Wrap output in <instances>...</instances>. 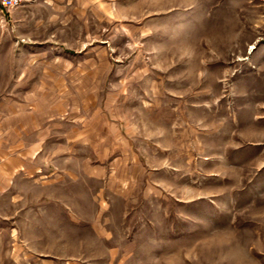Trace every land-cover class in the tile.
Returning <instances> with one entry per match:
<instances>
[{"label":"rangeland","instance_id":"1","mask_svg":"<svg viewBox=\"0 0 264 264\" xmlns=\"http://www.w3.org/2000/svg\"><path fill=\"white\" fill-rule=\"evenodd\" d=\"M0 264H264V0L0 5Z\"/></svg>","mask_w":264,"mask_h":264},{"label":"built area","instance_id":"2","mask_svg":"<svg viewBox=\"0 0 264 264\" xmlns=\"http://www.w3.org/2000/svg\"><path fill=\"white\" fill-rule=\"evenodd\" d=\"M37 0H0V5L5 12L10 13L12 10L20 8L26 4L35 3Z\"/></svg>","mask_w":264,"mask_h":264},{"label":"crops","instance_id":"3","mask_svg":"<svg viewBox=\"0 0 264 264\" xmlns=\"http://www.w3.org/2000/svg\"><path fill=\"white\" fill-rule=\"evenodd\" d=\"M40 1H41V0H37L36 2H40ZM36 2H35V3H36Z\"/></svg>","mask_w":264,"mask_h":264}]
</instances>
